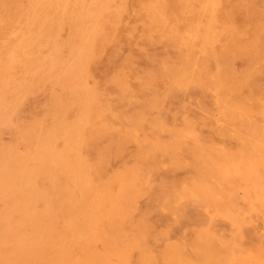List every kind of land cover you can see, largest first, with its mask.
<instances>
[{
    "label": "rangeland",
    "instance_id": "374dc122",
    "mask_svg": "<svg viewBox=\"0 0 264 264\" xmlns=\"http://www.w3.org/2000/svg\"><path fill=\"white\" fill-rule=\"evenodd\" d=\"M41 1L0 0V149L52 163L68 245L264 264V0Z\"/></svg>",
    "mask_w": 264,
    "mask_h": 264
},
{
    "label": "bare ground",
    "instance_id": "6f19581e",
    "mask_svg": "<svg viewBox=\"0 0 264 264\" xmlns=\"http://www.w3.org/2000/svg\"><path fill=\"white\" fill-rule=\"evenodd\" d=\"M11 146L0 149V264H127L125 255L109 240L100 251L82 239L68 245L67 237L77 234L75 224L71 220L66 227L65 198L50 194L52 188L63 185L57 176L50 185L36 182L45 169L52 175V163L41 169L43 153ZM90 224V219L83 222L86 227ZM110 253L115 256L106 262Z\"/></svg>",
    "mask_w": 264,
    "mask_h": 264
}]
</instances>
